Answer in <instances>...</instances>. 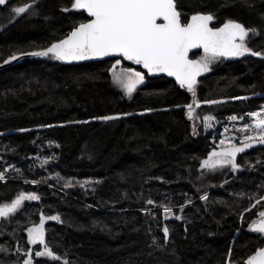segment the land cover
<instances>
[{
    "label": "trees",
    "instance_id": "obj_1",
    "mask_svg": "<svg viewBox=\"0 0 264 264\" xmlns=\"http://www.w3.org/2000/svg\"><path fill=\"white\" fill-rule=\"evenodd\" d=\"M72 3L0 5V205L20 193L40 197L0 217V264H24L29 252L33 264H225L228 253L242 264L259 242L247 230L255 210L245 211L236 194L264 182V163L237 176L231 167H202L215 147L202 118L211 115L221 124L264 104V56H222L201 75L195 95L144 72V82L125 95L110 77L117 59L66 64L30 55L89 19ZM25 4L33 7L15 15ZM176 7L184 23L210 13L215 27L228 20L243 24L250 30L246 47L264 53V0H176ZM190 104L195 115L189 116ZM104 116L119 118L99 119ZM43 154L52 157L47 167L37 160ZM258 158L264 160V147L236 162L247 167ZM207 172L224 174V184L199 188ZM53 173L91 186L62 187ZM163 206L173 207L171 217ZM53 215L60 219L44 221V242L60 260L34 257L39 246L29 244L26 230Z\"/></svg>",
    "mask_w": 264,
    "mask_h": 264
},
{
    "label": "snow or ice",
    "instance_id": "obj_2",
    "mask_svg": "<svg viewBox=\"0 0 264 264\" xmlns=\"http://www.w3.org/2000/svg\"><path fill=\"white\" fill-rule=\"evenodd\" d=\"M6 2L7 0H0V5ZM32 7L31 4H25L14 8L13 11L20 15ZM71 9L86 10L90 19L86 23H80L64 39L30 55L45 57L51 55L58 60L77 61L119 54L136 64H142L149 73L165 72L169 76H174L180 87H186L193 92V95H195L197 77L202 72L210 71L211 63L217 58L243 56L249 52L256 56L262 55L246 47L244 41L250 30L243 24L228 20L222 27L213 28L210 27V22L214 20V16L210 13H196L191 16L188 23H182L181 13L177 11L175 0H73ZM63 10L67 12L70 9ZM158 20L163 22L158 23ZM200 47H203L204 56L199 60H190L188 58L190 49ZM10 59L16 57L12 56ZM120 63V60H116L112 67L113 79L124 88L127 95L131 96L136 86L144 82V74L131 68L121 69L117 73L116 68ZM235 99H247V97ZM205 103L214 104L218 101H205ZM187 107L191 116L193 106L190 104ZM251 115L256 117L253 128L256 135L246 136L242 146L229 142L230 146L221 152L213 151L209 158L204 160L202 167L214 170L217 167L231 165L233 169H237L240 167L236 162L238 153L252 147L253 142L264 144V113ZM118 118V116H104L99 119L107 121ZM208 119L214 117L206 118ZM247 127L246 125L245 128ZM224 143L221 141L222 145ZM3 178L4 174L0 173V179ZM25 199L39 200L40 197L36 193H20L10 205H0V217L16 212ZM261 199L264 200V197ZM148 203L154 202L148 201ZM165 212L171 213V209L165 207ZM258 216L259 219L252 225V230L264 233V211L259 212ZM50 219L59 220L60 217L53 216ZM43 223L44 219L41 217L40 225L28 229L31 243L36 244L38 241L44 243ZM164 233L167 235V228L164 229ZM27 255L29 258L24 260V264H33L31 253ZM35 255L51 257L53 260L59 259L46 243L44 251H38ZM246 264H264V248L258 249L254 255L248 257Z\"/></svg>",
    "mask_w": 264,
    "mask_h": 264
},
{
    "label": "rangeland",
    "instance_id": "obj_3",
    "mask_svg": "<svg viewBox=\"0 0 264 264\" xmlns=\"http://www.w3.org/2000/svg\"><path fill=\"white\" fill-rule=\"evenodd\" d=\"M14 14L17 15L15 12H14ZM261 54L262 55H260V56H264L263 52ZM203 56H204V52H200L196 56V58H197V60H199ZM221 57H219L215 61H213L211 63V65H210V68L214 64L218 63L220 61ZM223 57H225V56H223ZM112 67L110 69V77H111L112 82L115 85H117L120 89H122V91L124 92L125 95H127L125 90H124V88L121 87L116 81H114ZM121 69H129V68L123 67L122 65L119 64L117 66V68H116V72L119 73L121 71ZM131 69H134L137 72L143 73L142 71L137 70L135 68H131ZM140 85L141 84L137 85L136 89ZM199 104L200 103H198L197 105H199ZM252 113H264V104H262L255 111L250 112L247 115L246 118H242V117L241 118H237V119L228 118L225 122H223L221 124H218L217 122H215L214 119L206 120V118L212 117L211 115H206V116H204L202 118V124H203L202 127L205 130V132H210L211 133L212 142H213V145L215 147L229 146V142H231L232 144L243 143V142H245V137L246 136H255L256 135V133L253 131V128L255 127L256 117L252 116L251 115ZM195 114H196V107L193 106L192 115H195ZM246 125L248 126L247 129L245 128ZM221 141H224L225 143L222 145ZM37 160L39 161L40 165H42L44 167H47L52 162V157L50 155L43 154V156L42 157L40 156ZM263 163H264V160L258 158L255 161V163H253V164H251V165H249L247 167L240 164V167H241L240 170H235V171L236 172H243L245 170L251 169L252 167H254L257 164H263ZM208 174H209V172L205 173L201 177V180H200V185L201 186H199V188H203V187L204 188H208V186H210V185L215 186L217 184H220V182H221V184H220L221 186L224 184V182H223L224 174L223 175L220 174V175H217L215 177H209ZM50 176L53 177L54 179H56L57 182L62 187H65V188L67 187V188L87 189V188H90V186H91V182L90 181H85V182L78 181V180H76V179H74L72 177L66 176L65 174L53 173V174H50ZM236 195H237V198H239L241 200V201L239 200L240 202L244 201V207H245L244 210L245 211H247V210L252 208V209L255 210V214H256L255 216H257L259 212L264 210V200L261 199L262 197H264V182L261 183V184L259 183L256 188L250 190L249 192H242V193H238ZM205 196H206V194L203 197H205ZM25 200H27V199H25ZM25 200L23 202H25ZM13 201H11L10 203H7V205H10ZM257 201H260V202L257 203ZM3 205H6V204H3ZM185 206L186 205L182 206L181 209L183 210ZM165 207H167V206L161 207V209L164 211L165 217H171L173 215V207H167V208L171 209V213H166L165 212ZM150 209H152V207L149 208V210ZM182 210H181V212H182ZM53 216H57V215H53ZM53 216L45 217L44 221L45 222L46 221H50V220L59 221V220L50 219V217H53ZM254 222H256V220H254L253 223L248 227V230L253 231L252 230V225L254 224ZM34 226H37V225H32L28 229L33 228ZM28 229L26 230L27 241L29 242V244H31V246H39V249L35 250L33 252V256L34 257H38V256L35 255V253L38 252V251H44L45 242L44 243H40L38 241L36 244L31 243V241L29 240ZM254 232H256V231H254ZM256 233L258 235L264 234V233H259V232H256ZM45 257L49 258V259H52L51 257H47V256H45ZM58 260H60V259H58ZM229 261H231V264H234V263L237 264V262H238V260L231 259V255H230V253H228V255L226 257L225 264H229Z\"/></svg>",
    "mask_w": 264,
    "mask_h": 264
},
{
    "label": "water",
    "instance_id": "obj_4",
    "mask_svg": "<svg viewBox=\"0 0 264 264\" xmlns=\"http://www.w3.org/2000/svg\"><path fill=\"white\" fill-rule=\"evenodd\" d=\"M175 4H176V0H175ZM176 8H177V7H176ZM80 10L83 11V12H85L86 15H87V16L89 17V19H90V16H89V14L87 13L86 10H83V9H80ZM177 11L179 12L178 9H177ZM190 19H191V18H190ZM190 19H189L186 23H188V22L190 21ZM87 21H88V20H87ZM87 21L82 22V23H86ZM161 22H163V21H162V20H158V23H161ZM181 22L184 23V22L182 21V19H181ZM212 23H213V21L210 22V27H213V28H219V27H222V26H223V25H222V26H219V27H215V26L212 25ZM78 26H79V24H78L76 27H78ZM74 28H75V27H74ZM74 28H73V29H74ZM73 29H72V30H73ZM72 30H71V31H72ZM71 31H70L67 35H69V34L71 33ZM67 35H66V36H67ZM66 36H65V37H66ZM65 37H64V38H65ZM64 38H62V39H64ZM56 42H58V41H56ZM238 42H239V40H238ZM54 43H55V42H54ZM50 46H51V45H50ZM50 46H48V47H50ZM48 47H47V48H48ZM196 52H204L203 47L190 49V51H189V53H188V58H189L190 60H197V58H193V57H192V54H193V53H196ZM111 58H114V59L120 60V61H121L120 64H122L123 62H126V63L130 64L131 66H133V67H135V68H139L142 72L146 73L147 75H149V76H151V77L165 76V77H167V78L173 79V80L179 85V83L176 81V78H175L174 76H169V75H168L167 73H165V72H153V73H149L148 70L145 69V68L143 67L142 64H136L134 61L127 60V59L121 57L119 54L108 55V56H102V57H90V58H88V59L77 60V61H64V60H61V61H62L63 63H66V64H80V63L94 62V61H100V60L111 59ZM202 74H203V72L197 77V81L199 80V78L201 77ZM243 143H244V142H243ZM243 143H239V144H235V145H236V146H242ZM229 146H230V145H229ZM229 146H225V147H213V148L209 151V153L207 154V156H206L205 159H208L210 153H212L213 151L221 152L222 150L228 148ZM261 147H264V144L253 142L252 147L247 148V149H245L244 152H242V153H238V154H237V156H236V161H237L238 157H239L240 155L244 154L245 152H247V151H249V150H252V149H254V148H261ZM239 173H241V172H236V171L233 172V174H234L235 176H237ZM165 228L168 229V227H167L166 225L163 226V228H162V230H161V233L164 235L165 240L168 241V239H169V229H168V233H167V235H165V233H164V229H165ZM261 248H264V246L261 247ZM259 249H260V248H259ZM257 250H258V249H257ZM257 250H256V251H257ZM256 251H254V252H253L251 255H249L248 257L254 255ZM248 257H247V258L245 259V261H244L245 264H246V262H247Z\"/></svg>",
    "mask_w": 264,
    "mask_h": 264
},
{
    "label": "flooded vegetation",
    "instance_id": "obj_5",
    "mask_svg": "<svg viewBox=\"0 0 264 264\" xmlns=\"http://www.w3.org/2000/svg\"><path fill=\"white\" fill-rule=\"evenodd\" d=\"M239 165V164H238ZM240 166V165H239ZM231 167V170H232V172H234L235 170H240V168L241 167H239V168H237V169H233L232 168V166L231 165H224L223 167H217L216 169H214V170H211V171H218V170H220V169H225V168H230ZM264 211V210H263ZM259 219V216L257 215V216H255L254 218H252L251 220H250V222H249V224H248V227L253 223V221L254 220H258ZM248 227H247V230H248ZM248 232H250V233H253V234H255L258 238V244L256 245V247L255 248H253L250 252H248L247 254H246V256L244 257V259L242 260V264H245L244 263V261H245V259L249 256V255H251L254 251H256L257 249H259V248H261V247H263L264 246V234H260V235H258L256 232H254V231H250V230H248ZM238 234V233H237Z\"/></svg>",
    "mask_w": 264,
    "mask_h": 264
},
{
    "label": "bare ground",
    "instance_id": "obj_6",
    "mask_svg": "<svg viewBox=\"0 0 264 264\" xmlns=\"http://www.w3.org/2000/svg\"><path fill=\"white\" fill-rule=\"evenodd\" d=\"M235 264V263H234Z\"/></svg>",
    "mask_w": 264,
    "mask_h": 264
}]
</instances>
